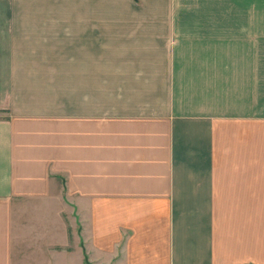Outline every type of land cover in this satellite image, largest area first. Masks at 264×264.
<instances>
[{
  "label": "crops",
  "instance_id": "0c3cea01",
  "mask_svg": "<svg viewBox=\"0 0 264 264\" xmlns=\"http://www.w3.org/2000/svg\"><path fill=\"white\" fill-rule=\"evenodd\" d=\"M116 2L0 0V264H264V0Z\"/></svg>",
  "mask_w": 264,
  "mask_h": 264
},
{
  "label": "rangeland",
  "instance_id": "374dc122",
  "mask_svg": "<svg viewBox=\"0 0 264 264\" xmlns=\"http://www.w3.org/2000/svg\"><path fill=\"white\" fill-rule=\"evenodd\" d=\"M35 3L38 1V3L36 4H68V0H34ZM100 1L101 0H93V4L96 5V4H100ZM105 1V0H103ZM113 2V4H117L116 0H110V3ZM23 247L24 246H21V241L20 239H17L15 240L14 242V258H15V263L16 264H20L21 261H25L26 264H32V261H34L35 259L37 258H41V257H45V254H42V253H38L36 256L35 255H30V254H27L25 251L24 253H22L23 251ZM22 248V250H21Z\"/></svg>",
  "mask_w": 264,
  "mask_h": 264
}]
</instances>
